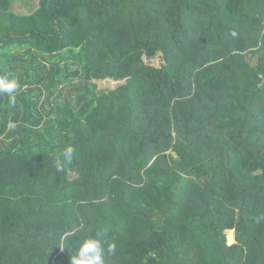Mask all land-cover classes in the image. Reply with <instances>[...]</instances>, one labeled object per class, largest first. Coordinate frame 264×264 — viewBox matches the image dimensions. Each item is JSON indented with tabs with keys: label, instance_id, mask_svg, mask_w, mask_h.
I'll list each match as a JSON object with an SVG mask.
<instances>
[{
	"label": "trees",
	"instance_id": "1",
	"mask_svg": "<svg viewBox=\"0 0 264 264\" xmlns=\"http://www.w3.org/2000/svg\"><path fill=\"white\" fill-rule=\"evenodd\" d=\"M30 1L0 0V264L104 228L105 264H264V0Z\"/></svg>",
	"mask_w": 264,
	"mask_h": 264
},
{
	"label": "clouds",
	"instance_id": "2",
	"mask_svg": "<svg viewBox=\"0 0 264 264\" xmlns=\"http://www.w3.org/2000/svg\"><path fill=\"white\" fill-rule=\"evenodd\" d=\"M18 87V82L15 79L9 80L7 77H0V92L11 94L15 92ZM10 101L15 103V96L10 95ZM10 127L14 128L12 123ZM73 149L68 147L63 152L64 160L57 159V170H63L64 163H70L72 160ZM108 229L104 228L96 233L95 236L85 237L78 248L77 254L71 257V264H105L104 255L105 247L103 237L107 234ZM116 246L114 243H109L107 252H115Z\"/></svg>",
	"mask_w": 264,
	"mask_h": 264
},
{
	"label": "rangeland",
	"instance_id": "3",
	"mask_svg": "<svg viewBox=\"0 0 264 264\" xmlns=\"http://www.w3.org/2000/svg\"><path fill=\"white\" fill-rule=\"evenodd\" d=\"M39 1L40 0H31L27 5H25L24 3H20L18 4L14 10L17 11L18 13H31L34 9H36L39 5ZM152 63L155 66H160L163 63V58L162 56H158L155 60L152 61ZM119 85V83L113 81V80H104V81H100L98 82V89L99 90H105V89H114ZM228 239L230 241V238L228 236ZM232 242L230 241V244L234 243L235 240V231H233V235H232Z\"/></svg>",
	"mask_w": 264,
	"mask_h": 264
},
{
	"label": "water",
	"instance_id": "4",
	"mask_svg": "<svg viewBox=\"0 0 264 264\" xmlns=\"http://www.w3.org/2000/svg\"><path fill=\"white\" fill-rule=\"evenodd\" d=\"M235 243V242H234Z\"/></svg>",
	"mask_w": 264,
	"mask_h": 264
}]
</instances>
